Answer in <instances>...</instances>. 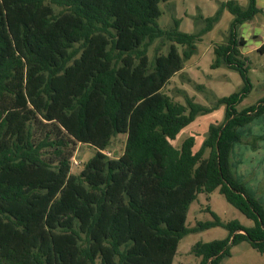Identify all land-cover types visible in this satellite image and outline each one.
Listing matches in <instances>:
<instances>
[{
    "label": "trees",
    "instance_id": "obj_1",
    "mask_svg": "<svg viewBox=\"0 0 264 264\" xmlns=\"http://www.w3.org/2000/svg\"><path fill=\"white\" fill-rule=\"evenodd\" d=\"M168 1L0 0V264H175L184 236L215 226L228 234L194 244L199 264H220L244 241L264 253V206L231 159L238 129L264 113V97L237 108L251 88L239 27L263 9L229 0L186 32L178 19L160 26ZM224 8L233 18L211 66L238 70L244 85L212 106L175 100L164 86ZM159 38L172 44L151 61ZM221 105L224 120L198 150L193 135L173 145ZM120 133H128L120 158L97 150L71 171L79 142L106 149ZM215 190L254 224L207 206L213 219L187 226L192 202Z\"/></svg>",
    "mask_w": 264,
    "mask_h": 264
},
{
    "label": "rangeland",
    "instance_id": "obj_2",
    "mask_svg": "<svg viewBox=\"0 0 264 264\" xmlns=\"http://www.w3.org/2000/svg\"><path fill=\"white\" fill-rule=\"evenodd\" d=\"M227 1L229 0H169L160 4L163 13L158 21L160 26L167 28L174 24L175 19H178L181 30L198 32L205 24L202 18L214 15L221 8L222 3ZM237 1L242 5L247 4V0ZM257 1L258 7L263 11L254 17V24L260 22L264 24V0ZM232 18L233 15L229 9L224 8L219 21L198 41L196 52L164 86L163 90L167 94L183 103L186 102L185 99L188 96L199 104L212 106L218 98L229 96L242 88L244 81L238 70L227 66L218 68L211 66L215 58L213 48L216 43L227 41ZM248 26L254 28L255 25L253 26L252 22L247 21L239 27V33L246 40L242 52L248 58L246 64L251 88L246 98L237 105L238 109L255 104L264 97V53L258 50L263 43L259 41V36L250 34ZM171 44L166 39H156L149 47V59L153 61L157 53L166 54ZM257 45L258 49H255ZM224 117V105L209 113L198 115L172 140L173 145L180 147L188 136L193 135L196 137L195 150H198L207 137L210 124L221 123ZM238 133L241 139L233 138L231 140V159L235 176L245 184L247 192L264 206V113L241 126ZM127 137L128 133L114 136L106 149H99L90 143L79 142L72 158L71 171L75 174L79 173L97 150L110 158H120L125 152ZM208 153L209 151L206 152L205 157L208 156ZM207 206L216 211L224 221L236 219L248 226L254 224L253 220L247 218L239 209L229 203L219 190H215L209 197L199 194L198 198L192 202L187 214V226L194 227L198 221L212 220L213 216L207 210ZM227 234V229L221 226L190 232L180 241L175 255V264H199L200 258L192 252L194 244L197 241L221 239ZM220 264H264V253L253 248L248 241H244L233 246L231 254L225 256Z\"/></svg>",
    "mask_w": 264,
    "mask_h": 264
},
{
    "label": "crops",
    "instance_id": "obj_3",
    "mask_svg": "<svg viewBox=\"0 0 264 264\" xmlns=\"http://www.w3.org/2000/svg\"><path fill=\"white\" fill-rule=\"evenodd\" d=\"M250 22L253 23V26L255 25L254 28L253 27L249 28V26L247 27L248 30L250 31V34H256L255 36H259V41L261 43H264V24H262L261 22L260 23L258 22L259 24H254V19L250 20ZM239 36H240V33H239ZM259 45H261V44H259ZM255 49H258V45L255 46Z\"/></svg>",
    "mask_w": 264,
    "mask_h": 264
},
{
    "label": "built area",
    "instance_id": "obj_4",
    "mask_svg": "<svg viewBox=\"0 0 264 264\" xmlns=\"http://www.w3.org/2000/svg\"><path fill=\"white\" fill-rule=\"evenodd\" d=\"M75 161V163H77V161L76 160H74Z\"/></svg>",
    "mask_w": 264,
    "mask_h": 264
}]
</instances>
